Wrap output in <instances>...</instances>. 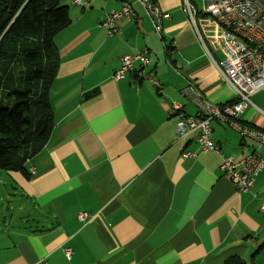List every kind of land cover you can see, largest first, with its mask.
<instances>
[{"label": "crops", "instance_id": "obj_1", "mask_svg": "<svg viewBox=\"0 0 264 264\" xmlns=\"http://www.w3.org/2000/svg\"><path fill=\"white\" fill-rule=\"evenodd\" d=\"M73 1L63 0L72 23L54 39L52 135L27 161L29 178L0 171L16 178L11 196L21 195L8 206L0 196V264H264V168L251 192L240 193L220 170L221 154L202 153L197 133L176 130L198 113L182 94L189 85L212 105L236 99L184 0H157L170 14L161 35L136 0H89L87 8ZM126 3L137 19L118 21L119 33L108 35L105 15ZM143 49L149 64L137 61L114 80L122 57ZM139 70L155 71L161 91ZM250 100L240 120L264 131V89ZM211 125L223 155L240 160L258 150L264 161V144Z\"/></svg>", "mask_w": 264, "mask_h": 264}, {"label": "built area", "instance_id": "obj_2", "mask_svg": "<svg viewBox=\"0 0 264 264\" xmlns=\"http://www.w3.org/2000/svg\"><path fill=\"white\" fill-rule=\"evenodd\" d=\"M89 0H74L73 4L82 8L89 6ZM150 19L155 32L159 35L164 30V22L170 14L161 8L157 0H136ZM199 9L192 0H184V11L195 29L196 36L223 80L234 91L236 99L225 105H212L193 84L183 89V96L197 107L196 115L182 117L176 123L180 135L197 133V142L202 153L221 154L220 170L240 193H249L254 187L257 176L264 168L261 153H253L235 160L221 153L220 147L212 138V122H218L235 130L243 139L264 144V131L241 122L240 116L252 106L251 96L264 89V0H203ZM137 19L133 5L126 3L120 10L106 14L101 26L108 35L119 33L118 21ZM149 51L143 49L135 55H126L114 73L113 79H122L134 63L139 61L145 68L149 62ZM139 78L148 80L159 92L162 85L155 71L148 73L139 70ZM177 111L180 104H174ZM183 157L190 159L195 154L185 152ZM264 211V203L262 205ZM88 213H81L84 220ZM65 254L71 257V248ZM38 264H46L40 261Z\"/></svg>", "mask_w": 264, "mask_h": 264}, {"label": "trees", "instance_id": "obj_3", "mask_svg": "<svg viewBox=\"0 0 264 264\" xmlns=\"http://www.w3.org/2000/svg\"><path fill=\"white\" fill-rule=\"evenodd\" d=\"M71 23L63 0H0V171L29 178L27 161L52 135L51 89L60 61L54 39Z\"/></svg>", "mask_w": 264, "mask_h": 264}, {"label": "rangeland", "instance_id": "obj_4", "mask_svg": "<svg viewBox=\"0 0 264 264\" xmlns=\"http://www.w3.org/2000/svg\"><path fill=\"white\" fill-rule=\"evenodd\" d=\"M192 3L197 6L199 9L203 7V0H192ZM6 172V171H5ZM3 173L2 177H0V196L5 199L4 205L8 206L11 203L21 202V195L11 196L16 192L14 187H16V178L12 179L9 176V179L5 176L7 173ZM5 182V184L3 183Z\"/></svg>", "mask_w": 264, "mask_h": 264}, {"label": "water", "instance_id": "obj_5", "mask_svg": "<svg viewBox=\"0 0 264 264\" xmlns=\"http://www.w3.org/2000/svg\"><path fill=\"white\" fill-rule=\"evenodd\" d=\"M14 1V3L17 1V0H13ZM0 140H2V138L0 137Z\"/></svg>", "mask_w": 264, "mask_h": 264}]
</instances>
